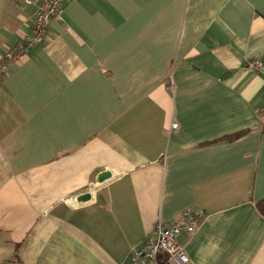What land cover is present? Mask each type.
<instances>
[{"label":"crops","instance_id":"crops-1","mask_svg":"<svg viewBox=\"0 0 264 264\" xmlns=\"http://www.w3.org/2000/svg\"><path fill=\"white\" fill-rule=\"evenodd\" d=\"M42 1L0 0V60ZM260 200L264 0H65L0 73V264H120L186 209L187 264H264Z\"/></svg>","mask_w":264,"mask_h":264},{"label":"built area","instance_id":"built-area-1","mask_svg":"<svg viewBox=\"0 0 264 264\" xmlns=\"http://www.w3.org/2000/svg\"><path fill=\"white\" fill-rule=\"evenodd\" d=\"M65 0H43L36 14L31 33L16 46L8 49L0 60V73L7 71L10 64L24 52L33 47L46 34L50 20L59 16ZM248 67L253 70L261 68V62L252 59ZM172 128L177 124L173 123ZM200 213H193L186 209L180 213L175 221H157L143 241L132 245L131 250L120 264H158V258L162 257V264H187L189 257L182 244L183 237H189L195 233L199 226Z\"/></svg>","mask_w":264,"mask_h":264},{"label":"trees","instance_id":"trees-1","mask_svg":"<svg viewBox=\"0 0 264 264\" xmlns=\"http://www.w3.org/2000/svg\"><path fill=\"white\" fill-rule=\"evenodd\" d=\"M246 131H240V132H237V133H233V134H230V135H226L224 137H221L215 141H211V142H207L205 144H210V143H214V142H220V141H227V142H230V141H233L235 140L236 138L240 137L241 135H243ZM256 206L259 210V212L264 215V200H260L258 202H256ZM18 249H16L15 252H17ZM17 253H15V256H17V261H19V257H18V254L16 255ZM162 257H159L158 258V263L162 264Z\"/></svg>","mask_w":264,"mask_h":264},{"label":"water","instance_id":"water-1","mask_svg":"<svg viewBox=\"0 0 264 264\" xmlns=\"http://www.w3.org/2000/svg\"><path fill=\"white\" fill-rule=\"evenodd\" d=\"M111 176V173L109 171H102L101 173H99L96 177L97 182H102L104 180H106L107 178H109ZM90 197V195L88 193H84L80 196L77 197L78 201H85L88 200Z\"/></svg>","mask_w":264,"mask_h":264}]
</instances>
